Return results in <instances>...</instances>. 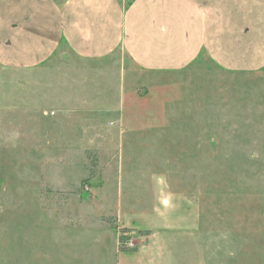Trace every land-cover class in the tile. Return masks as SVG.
<instances>
[{"label": "rangeland", "instance_id": "rangeland-1", "mask_svg": "<svg viewBox=\"0 0 264 264\" xmlns=\"http://www.w3.org/2000/svg\"><path fill=\"white\" fill-rule=\"evenodd\" d=\"M0 264H264V64L0 61Z\"/></svg>", "mask_w": 264, "mask_h": 264}, {"label": "crops", "instance_id": "crops-1", "mask_svg": "<svg viewBox=\"0 0 264 264\" xmlns=\"http://www.w3.org/2000/svg\"><path fill=\"white\" fill-rule=\"evenodd\" d=\"M255 2L262 28L251 48L233 16ZM60 47L85 59L121 50L148 72L182 69L204 51L226 67L262 66L264 0H0L1 62L32 67Z\"/></svg>", "mask_w": 264, "mask_h": 264}]
</instances>
